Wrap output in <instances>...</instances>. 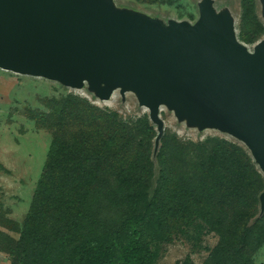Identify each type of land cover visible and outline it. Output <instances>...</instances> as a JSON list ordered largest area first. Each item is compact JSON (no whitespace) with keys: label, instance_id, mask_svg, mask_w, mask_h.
<instances>
[{"label":"trees","instance_id":"obj_1","mask_svg":"<svg viewBox=\"0 0 264 264\" xmlns=\"http://www.w3.org/2000/svg\"><path fill=\"white\" fill-rule=\"evenodd\" d=\"M57 111L61 123L20 238L0 246L13 264H152V243L197 219L220 236L203 264H254L264 243V173L245 145L162 144L165 128L153 150L156 175L149 150L158 131L149 116L126 121L72 94Z\"/></svg>","mask_w":264,"mask_h":264},{"label":"water","instance_id":"obj_2","mask_svg":"<svg viewBox=\"0 0 264 264\" xmlns=\"http://www.w3.org/2000/svg\"><path fill=\"white\" fill-rule=\"evenodd\" d=\"M213 1L200 2L194 23L167 24L114 0H0V67L86 86L102 100L133 91L157 127L154 154L166 105L242 141L264 173V39L251 50ZM260 202L263 213L264 191Z\"/></svg>","mask_w":264,"mask_h":264},{"label":"rangeland","instance_id":"obj_3","mask_svg":"<svg viewBox=\"0 0 264 264\" xmlns=\"http://www.w3.org/2000/svg\"><path fill=\"white\" fill-rule=\"evenodd\" d=\"M201 1L114 0L117 7L158 17L167 24L171 20L194 23L200 17ZM213 5L217 11L228 10L233 15L238 39L251 50L264 39L261 0H214ZM70 94L86 98L101 108L116 111L126 121L149 116V109L139 103L133 91L122 94L121 89H116L109 99L102 100L86 86L73 88L44 76L17 73L0 67L1 247L11 246V240L20 238L57 125L61 123L57 102ZM163 107L160 114L166 131L162 144L174 142V138L196 143L218 138L244 146L242 141L227 132L190 125L187 120L179 119L166 105ZM154 128L157 129L156 125ZM154 143L155 139L149 153L155 159ZM159 169V161L155 159L156 175ZM184 230L169 242L152 243V264H203L220 241L219 234L208 229L199 219L185 226ZM253 259L254 264H264V243ZM0 264H13L10 253L0 250Z\"/></svg>","mask_w":264,"mask_h":264},{"label":"bare ground","instance_id":"obj_4","mask_svg":"<svg viewBox=\"0 0 264 264\" xmlns=\"http://www.w3.org/2000/svg\"><path fill=\"white\" fill-rule=\"evenodd\" d=\"M3 69H4V68H3ZM161 109L163 110V109H164V107L162 106V107H161Z\"/></svg>","mask_w":264,"mask_h":264}]
</instances>
